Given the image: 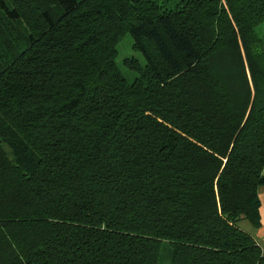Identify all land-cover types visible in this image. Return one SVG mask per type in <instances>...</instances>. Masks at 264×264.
Here are the masks:
<instances>
[{
  "label": "trees",
  "instance_id": "1",
  "mask_svg": "<svg viewBox=\"0 0 264 264\" xmlns=\"http://www.w3.org/2000/svg\"><path fill=\"white\" fill-rule=\"evenodd\" d=\"M28 1L39 29L0 0V264H264L238 225L260 226L264 0Z\"/></svg>",
  "mask_w": 264,
  "mask_h": 264
},
{
  "label": "rangeland",
  "instance_id": "2",
  "mask_svg": "<svg viewBox=\"0 0 264 264\" xmlns=\"http://www.w3.org/2000/svg\"><path fill=\"white\" fill-rule=\"evenodd\" d=\"M14 4L21 9L23 12V17L25 19L26 23H29L33 26V28L39 29L41 27L40 20L37 18L35 12L32 9V5L28 0H13ZM38 27V28H37ZM118 49V56H117V61L121 65V69L124 73V75L127 77L129 80H133L137 73L133 70L127 69L126 67L123 66L122 60L124 58H130V59H135L138 60L140 63H144L143 57L140 54V52L136 51L133 49L132 44H131V38L128 35H125L119 44L117 45ZM241 229H243L246 232H251L253 230L251 224L245 220L242 219L238 223Z\"/></svg>",
  "mask_w": 264,
  "mask_h": 264
},
{
  "label": "crops",
  "instance_id": "3",
  "mask_svg": "<svg viewBox=\"0 0 264 264\" xmlns=\"http://www.w3.org/2000/svg\"><path fill=\"white\" fill-rule=\"evenodd\" d=\"M259 199H260V226L258 228H253L250 232L255 240L264 248V186L259 188Z\"/></svg>",
  "mask_w": 264,
  "mask_h": 264
}]
</instances>
